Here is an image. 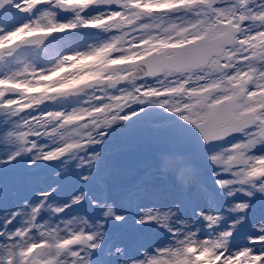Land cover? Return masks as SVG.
<instances>
[{"label": "rangeland", "instance_id": "374dc122", "mask_svg": "<svg viewBox=\"0 0 264 264\" xmlns=\"http://www.w3.org/2000/svg\"><path fill=\"white\" fill-rule=\"evenodd\" d=\"M15 1L16 16L10 17L13 0L10 7L0 0V103L16 102L0 117V264H83L91 256L97 264H193L211 259L214 253L209 250L206 224L215 205L207 202V196L214 191L201 188V176L212 186L224 185L225 197L236 208L235 223L227 229L241 216L248 218L224 264H264V205L251 204L256 199L264 201V178H243L251 173L249 167L264 168V142L252 158L243 149L237 153L236 141L214 144L210 155L209 148L202 151L208 157L201 155L199 164L206 166L194 167L199 156L179 150L188 149L181 144L190 136L186 126L193 117L205 118L204 110L195 113L187 108L184 114L176 113L177 124L171 121L175 118L159 119L156 113L173 105L174 97L152 94L157 88L153 80L121 78L128 71L126 65L125 71L97 73L102 76L98 87L90 88L89 81L79 88L69 86L71 80L89 77L98 47L106 44L99 31L72 34L59 42L62 52L58 45L50 50L36 45L15 57L1 48L19 34L16 30L87 25L107 18L109 9L94 10L86 6L92 0H80L83 17L78 24L75 10L60 18L58 1L50 2L35 17L26 15L32 0ZM261 8L264 11V1ZM67 62L73 74L62 77L61 83L69 90L57 91L49 80ZM5 84L21 90L10 94ZM42 87H46L42 93L33 90ZM116 116H127V125L122 126ZM179 119L186 121L178 123ZM149 120L169 128L150 130ZM253 143L242 142L244 146ZM20 147L26 150L24 155ZM233 162L235 168L229 172L234 179L225 173ZM42 164L44 171L31 177L30 169ZM129 165L136 166L134 173ZM129 177L135 182L128 183ZM88 180L96 187L81 204L78 198ZM128 202L134 206L132 213ZM85 220L89 247L80 240ZM40 243L45 244L40 253H27ZM189 244L198 248L193 257L185 253Z\"/></svg>", "mask_w": 264, "mask_h": 264}, {"label": "flooded vegetation", "instance_id": "af4514ba", "mask_svg": "<svg viewBox=\"0 0 264 264\" xmlns=\"http://www.w3.org/2000/svg\"><path fill=\"white\" fill-rule=\"evenodd\" d=\"M125 1L122 8L123 25L117 31L119 33L110 32L108 36L121 42L118 54L126 62L146 55L152 50H166L168 53H172L179 45L195 37H214L226 32L228 29L226 25L223 26L219 23V25L210 26L207 22V18H209L207 15L209 13V0H202L203 3L199 7L194 6L195 0H181L187 3L185 7L169 11H159L157 9L158 5L167 3V0ZM220 9L223 12V17H220L221 21H225V4H220ZM239 9L241 10L240 6ZM128 39L129 42H127ZM225 55H229V52L212 60L207 67L206 71L208 72L205 73L203 82L204 85H207L206 87L210 85L212 77L214 85L219 84V65L224 67L226 63L229 64V56L225 61ZM223 61L225 62L223 63ZM186 74L192 76L195 72L189 71L184 75ZM182 77L183 72L166 70L161 77L155 78L176 80Z\"/></svg>", "mask_w": 264, "mask_h": 264}, {"label": "water", "instance_id": "95a60500", "mask_svg": "<svg viewBox=\"0 0 264 264\" xmlns=\"http://www.w3.org/2000/svg\"><path fill=\"white\" fill-rule=\"evenodd\" d=\"M0 108H1V111L0 112L4 113L5 110L9 108V106H4V107L2 106ZM209 124H210V122L207 123L206 127H203L202 128V130H206L207 129V131L209 132V136H208L209 139H206V141H211L212 140V136H214L213 129H210ZM195 133H196V136H194L193 140L194 141L195 140H198L199 141V125H197L195 127ZM220 137H222L221 132H219L218 135H217V138H220ZM204 138H206V135L204 136ZM214 139H215V137H214Z\"/></svg>", "mask_w": 264, "mask_h": 264}]
</instances>
